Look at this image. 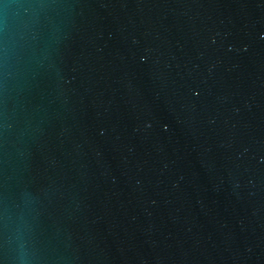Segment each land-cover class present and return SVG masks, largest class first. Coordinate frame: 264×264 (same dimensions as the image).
Here are the masks:
<instances>
[{
	"label": "water",
	"instance_id": "95a60500",
	"mask_svg": "<svg viewBox=\"0 0 264 264\" xmlns=\"http://www.w3.org/2000/svg\"><path fill=\"white\" fill-rule=\"evenodd\" d=\"M0 264H264V0H0Z\"/></svg>",
	"mask_w": 264,
	"mask_h": 264
}]
</instances>
